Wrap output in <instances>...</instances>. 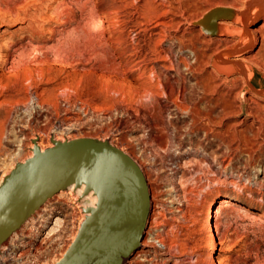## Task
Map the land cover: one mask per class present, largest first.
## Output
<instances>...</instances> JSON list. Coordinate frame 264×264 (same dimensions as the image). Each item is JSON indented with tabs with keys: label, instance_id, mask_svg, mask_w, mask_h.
Returning <instances> with one entry per match:
<instances>
[{
	"label": "rangeland",
	"instance_id": "374dc122",
	"mask_svg": "<svg viewBox=\"0 0 264 264\" xmlns=\"http://www.w3.org/2000/svg\"><path fill=\"white\" fill-rule=\"evenodd\" d=\"M245 2L0 0V180L35 136L110 138L142 168L153 205L127 264H264V94L235 69L220 73L213 63L233 40L195 25ZM242 62L264 87V73ZM190 108L206 118L190 123ZM69 195L50 199L0 264H55L82 218ZM216 207L210 257L204 224Z\"/></svg>",
	"mask_w": 264,
	"mask_h": 264
},
{
	"label": "water",
	"instance_id": "95a60500",
	"mask_svg": "<svg viewBox=\"0 0 264 264\" xmlns=\"http://www.w3.org/2000/svg\"><path fill=\"white\" fill-rule=\"evenodd\" d=\"M263 18L264 0H246L243 10L214 7L195 25L207 36L218 37L224 34L221 21L250 30ZM231 32L237 43L222 50L213 66L225 75L235 69L248 89L264 94V87L255 82L254 69L234 61L254 48L255 37ZM38 142V136L32 138L29 154L0 180V253L50 199L71 191L82 218L73 241L55 264H127L143 246L151 213L149 186L140 165L110 138L59 140L52 134L51 146L44 149Z\"/></svg>",
	"mask_w": 264,
	"mask_h": 264
},
{
	"label": "bare ground",
	"instance_id": "6f19581e",
	"mask_svg": "<svg viewBox=\"0 0 264 264\" xmlns=\"http://www.w3.org/2000/svg\"><path fill=\"white\" fill-rule=\"evenodd\" d=\"M244 6H245V4H244ZM232 7V6H231ZM233 8H235V9H237V10H243L244 9V7H233ZM241 20H242V18H238L237 19V21L238 22H241ZM188 23V22H187ZM219 25H220V27H221V30H222V32L224 33L223 35H220V36H218L217 38H219V40L218 39H216L217 41H220V40H222V39H231V40H233V43L232 44H230L229 46H231V45H234L235 43H237V39H235L230 33H232L231 31H234V30H236V31H238L239 33H241L242 31H244V34H245V36L246 37H248V38H250V39H253V37H255V40L258 38V40H259V45H258V50H257V52H256V54L255 53H253V55L252 56H250V57H247L246 55H238V57H236L235 59H234V61L236 60H240V61H245V62H248V63H251V64H253L256 68H258L259 70H261V72H263V69L262 68H260L261 66H259L258 64H256V61L258 60H256V56H260V54H262V55H264V18H263V20L260 22V24H259V26L257 27V28H253V29H247V28H244V29H242V26H238L237 25V22H231V21H221V22H219ZM105 28V24H104V22L102 21V20H99V21H97L96 23H95V28H94V30L96 31V32H101L103 29ZM186 28V27H185ZM211 37V36H210ZM229 46H227V47H229ZM226 47V48H227ZM257 57V58H258ZM256 60V61H255ZM258 63V62H257ZM264 64V63H263ZM16 65V64H15ZM18 67H20L19 65H17ZM13 72H12V69L11 68H7L6 70H4L3 72H2V75H3V77H6V76H8V75H11ZM264 73V72H263ZM118 77H120V76H122V74H118L117 75ZM116 76V77H117ZM242 77H243V79H244V76L243 75H241ZM236 78H238V77H236ZM223 79V78H222ZM225 79V78H224ZM229 79V78H228ZM239 79V78H238ZM226 80V79H225ZM224 80V81H225ZM26 82V81H25ZM244 82H245V80H244ZM149 95V94H148ZM144 98V97H143ZM251 99L248 97V98H245V102L247 103V102H249ZM257 102V101H256ZM252 103V102H251ZM195 105V104H194ZM248 105H251L250 103L248 104ZM257 105V104H256ZM181 106V105H180ZM252 107V106H251ZM178 108H179V106H178ZM180 108H182V107H180ZM179 108V109H180ZM186 109V108H185ZM201 109V108H200ZM253 108H249L248 110H249V112L251 113V110H252ZM202 110V109H201ZM201 110H200V112H201ZM187 112L188 111V108H187V110H184V112ZM208 111V110H207ZM185 112V113H186ZM189 114H190V120L192 121V122H190V123H193V124H197L196 122H198V121H196V117L198 116V114H199V112L197 111V109H195V108H190L189 109ZM204 112H205V110H204ZM203 113V112H202ZM208 113V112H207ZM206 113V114H207ZM210 113V112H209ZM204 115V114H203ZM211 115V114H210ZM254 115V114H253ZM260 115V114H259ZM207 116V115H206ZM206 116L204 117V118H206ZM255 116V115H254ZM201 117H202V115H201ZM202 117V118H203ZM211 117V116H210ZM203 118V119H204ZM198 119V118H197ZM200 119V118H199ZM203 119H201V120H203ZM201 120L199 121V122H201ZM205 121V120H204ZM206 121H208V120H206ZM214 121V120H213ZM198 122V123H199ZM210 122V121H209ZM192 125V124H191ZM204 126L206 125V124H203ZM193 126V125H192ZM202 126V125H201ZM194 128V127H193ZM196 128H201V127H196ZM195 128V129H196ZM208 128V127H207ZM264 128V127H263ZM205 130V129H204ZM45 133V132H44ZM206 133V132H205ZM31 135V134H30ZM42 135V134H41ZM44 136H47V133L44 135ZM60 138V137H59ZM42 138H39V142H38V145L40 146V148L41 149H44V148H46V147H50L51 146V142H49V140L48 141H43V140H41ZM48 138H46V140H47ZM56 139H58V138H56ZM223 140V139H222ZM113 142V141H112ZM121 149V148H120ZM123 151V150H122ZM11 165V164H10ZM62 194H66V195H69V194H71L72 195V193H71V191H68V192H66V193H64V192H60V193H58L57 194V196L58 195H62ZM70 196V195H69ZM57 198V197H56ZM58 199V198H57ZM225 201H228V200H225L224 198H222V199H220L219 200V205H221V204H223ZM153 202V201H152ZM48 203V202H47ZM46 203V204H47ZM228 203V202H227ZM45 204V205H46ZM43 206L41 209V212H40V210H39V212H40V214H38L39 212H37V214L35 215V217H32L26 224H25V226L23 227V229H29V226L35 221V219H37V218H39L45 211H46V209H47V207H48V205L49 204H47L46 206ZM152 203H151V208H152ZM219 207V206H218ZM218 207H216V208H214L212 211H211V216H210V218H209V220H206V222H205V224H204V228L205 229H207V239H208V241H209V245H210V247H209V255H210V257H212V253L214 252V244H215V232H214V230H213V222H212V218L213 217H216L217 216V214H218V212H219V208ZM154 215V214H153ZM151 216V215H150ZM152 217V216H151ZM150 218V217H149ZM153 218V217H152ZM151 218V219H152ZM148 223H149V221H148ZM151 223V222H150ZM156 225H158V224H156ZM151 226V225H150ZM149 226V228H151ZM161 226V225H160ZM159 226V227H160ZM158 227V226H157ZM158 227V228H159ZM157 228V229H158ZM155 230V229H154ZM160 230H161V228H160ZM159 232V231H158ZM151 233V232H150ZM159 234V233H158ZM158 234H155V235H158ZM17 234H15L14 236H13V238L11 239V243L8 245V246H3V248H2V251H1V253H0V258L1 259H3L4 258V255H3V253L4 254H6V252L7 251H9V247H12L11 249H10V251H15L16 249L18 250V243H16L15 242V239H17V238H20V237H22L23 238V232H21L19 235H17ZM152 239V238H151ZM151 239H149V241H150V243L153 241H151ZM154 239V238H153ZM157 239V238H156ZM142 243V245H143V242H141ZM145 243V242H144ZM148 244V243H147ZM7 245V244H6ZM19 246H20V244H19ZM4 251V252H3Z\"/></svg>",
	"mask_w": 264,
	"mask_h": 264
},
{
	"label": "built area",
	"instance_id": "2783aa9c",
	"mask_svg": "<svg viewBox=\"0 0 264 264\" xmlns=\"http://www.w3.org/2000/svg\"><path fill=\"white\" fill-rule=\"evenodd\" d=\"M152 240H154V239H152ZM155 242L157 243L158 247H161V248L164 247V244L160 240L155 239Z\"/></svg>",
	"mask_w": 264,
	"mask_h": 264
}]
</instances>
